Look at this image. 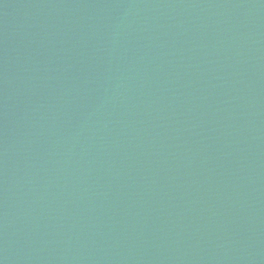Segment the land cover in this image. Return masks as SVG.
I'll use <instances>...</instances> for the list:
<instances>
[{
  "label": "water",
  "instance_id": "95a60500",
  "mask_svg": "<svg viewBox=\"0 0 264 264\" xmlns=\"http://www.w3.org/2000/svg\"><path fill=\"white\" fill-rule=\"evenodd\" d=\"M0 264H264V0H0Z\"/></svg>",
  "mask_w": 264,
  "mask_h": 264
}]
</instances>
